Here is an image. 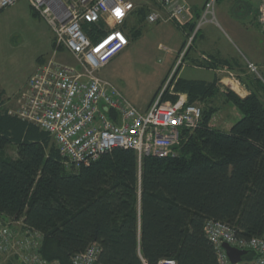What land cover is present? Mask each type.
<instances>
[{"label": "trees", "instance_id": "16d2710c", "mask_svg": "<svg viewBox=\"0 0 264 264\" xmlns=\"http://www.w3.org/2000/svg\"><path fill=\"white\" fill-rule=\"evenodd\" d=\"M131 35L140 36L138 30ZM240 82L248 96L226 89L222 95L241 114L229 130L211 125L216 82L175 76L174 95L166 92L162 101L184 94L188 104L205 107L199 125L181 131L173 157L139 160L131 149L114 148L69 170L47 133L10 114L0 89V217L40 233L41 256L60 264L93 244L101 264H218L206 221L228 225L241 239L264 234V78L253 74ZM255 260L247 251L242 264Z\"/></svg>", "mask_w": 264, "mask_h": 264}, {"label": "built area", "instance_id": "2783aa9c", "mask_svg": "<svg viewBox=\"0 0 264 264\" xmlns=\"http://www.w3.org/2000/svg\"><path fill=\"white\" fill-rule=\"evenodd\" d=\"M17 1L0 0V12ZM26 1L49 27L53 48L48 60L37 66L27 79L16 109L10 114L47 133L67 170L87 166L114 148L131 149L139 160L143 156L173 157L181 131L199 125L201 108L188 104L187 97L179 94L175 102H163V89L146 110H139L116 85L99 77V72L128 47L126 21L138 0ZM151 1L155 8L145 17L151 25L174 22L186 11L180 0ZM217 1L206 0L179 54L178 65L202 25L215 22ZM257 23L264 33V0L258 5ZM58 50L69 54L75 64L59 62ZM248 69L255 72L252 65ZM204 233L215 248L218 264H230L221 248L224 243L254 252V264H264V234L241 239L228 225L213 220L206 221ZM42 238L22 221L6 222L0 217V259L13 258L19 264H60L41 256ZM99 254L98 246L93 244L72 257L70 264H101ZM142 264L146 263L142 261ZM157 264L177 263L163 259Z\"/></svg>", "mask_w": 264, "mask_h": 264}, {"label": "crops", "instance_id": "0c3cea01", "mask_svg": "<svg viewBox=\"0 0 264 264\" xmlns=\"http://www.w3.org/2000/svg\"><path fill=\"white\" fill-rule=\"evenodd\" d=\"M180 1L186 6V11L180 18L174 22L151 25L145 21V18H142V15L144 12L147 13L154 9L155 4L151 0H147L148 5H144L143 3L146 2L138 0L135 11L126 21V34L129 39V45L126 49L131 48L135 41L142 40L145 35H148L147 31L150 29L152 41L154 40V43L158 42L156 49L166 55L165 57L169 62L168 66L171 68L177 53L180 54L184 49L187 38L194 27L193 24L195 25L206 2V0ZM260 1L218 0L214 8L215 22H207L202 25L191 47L182 58L177 78L206 83L215 81L217 88L224 87V89L234 92L240 98L248 96L249 90L240 82V79L253 74L259 79L264 78V33L257 23ZM14 5L20 10H26L34 18L32 16L34 12L26 0H18ZM14 7H11L12 10ZM140 9H143L144 12ZM3 12L4 10L0 12V34L4 33ZM11 15H13L12 17H18V10H14ZM136 30L139 31L140 36L133 39L131 34ZM48 40L51 49L52 41L50 37H48ZM2 42L0 44V89L5 92L7 105L10 106L14 98L16 99L14 102L16 108L17 99L20 92L25 88L27 79L36 67L46 62L48 58L37 57L28 76L22 81L21 85L14 87L12 76L8 73L4 75L3 39ZM39 58H41L40 61H38ZM203 60L207 61L208 64H213V66L204 68L194 63V61ZM249 65L255 68V72L248 69ZM15 95L17 98L14 97ZM179 95L186 96L184 94ZM146 109L144 107L142 110Z\"/></svg>", "mask_w": 264, "mask_h": 264}, {"label": "rangeland", "instance_id": "374dc122", "mask_svg": "<svg viewBox=\"0 0 264 264\" xmlns=\"http://www.w3.org/2000/svg\"><path fill=\"white\" fill-rule=\"evenodd\" d=\"M146 1L142 0V2ZM11 7L4 10L2 14L4 33L0 34V44L3 43V39L4 75L8 73L12 76L14 79L12 83L15 84V87L21 85L28 76L37 57H50L53 43L50 49L48 37L52 41L51 32L47 24L37 14L32 13V16L38 19L36 21L26 10H20L17 6L12 10ZM14 10H18V17H12L11 14ZM150 32L151 30L148 29V35H145L140 41H135L133 48L125 49L115 56L106 68L99 72L101 79L115 84L139 110L147 108L163 89V95L166 92L171 95L170 84L173 78L178 75L180 67V64L178 65L179 53H177L171 68L168 66L166 55L156 49L158 42L152 41ZM56 58L59 62L70 66L75 64L73 58L67 55L64 50H60ZM226 90L224 87H220L218 89L219 96L211 103L218 109L212 118L211 125L223 131L229 130L241 118L240 112L234 106L223 101L222 95L226 94ZM14 97L17 98L16 95ZM15 100L14 98L10 104L12 110L16 109L14 107ZM194 104H197L201 110L205 107V103L195 102ZM7 154L14 156V150L8 149ZM8 260L13 261L0 259V264H7ZM10 264L19 263L10 262Z\"/></svg>", "mask_w": 264, "mask_h": 264}, {"label": "water", "instance_id": "95a60500", "mask_svg": "<svg viewBox=\"0 0 264 264\" xmlns=\"http://www.w3.org/2000/svg\"><path fill=\"white\" fill-rule=\"evenodd\" d=\"M221 248L225 251L230 264H240L243 260V257L247 253L245 250L235 249L225 243L221 246Z\"/></svg>", "mask_w": 264, "mask_h": 264}]
</instances>
